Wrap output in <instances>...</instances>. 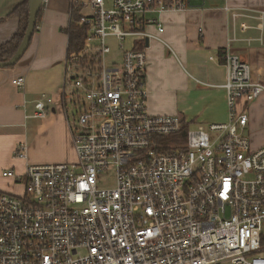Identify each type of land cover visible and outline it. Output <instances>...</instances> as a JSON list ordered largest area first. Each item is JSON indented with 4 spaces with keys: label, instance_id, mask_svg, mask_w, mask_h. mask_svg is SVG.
<instances>
[{
    "label": "built area",
    "instance_id": "built-area-1",
    "mask_svg": "<svg viewBox=\"0 0 264 264\" xmlns=\"http://www.w3.org/2000/svg\"><path fill=\"white\" fill-rule=\"evenodd\" d=\"M71 1L89 27L60 95L76 158L3 172L21 190H0V264H264V145L253 146L240 110L264 95V79L229 44L227 121L191 124L148 108L146 47L160 39L148 26L162 33L161 13L209 0ZM228 9L259 20L243 28L258 29L264 46V9ZM114 51L121 58L108 65ZM56 102L43 93L33 116ZM110 173L117 185L101 187Z\"/></svg>",
    "mask_w": 264,
    "mask_h": 264
},
{
    "label": "crops",
    "instance_id": "crops-1",
    "mask_svg": "<svg viewBox=\"0 0 264 264\" xmlns=\"http://www.w3.org/2000/svg\"><path fill=\"white\" fill-rule=\"evenodd\" d=\"M22 1L0 0V44L17 32L19 19L8 15ZM72 5L71 0H50L44 4L43 21L22 59L14 67L0 68V190L20 191L12 178L3 175L5 170L24 173L30 163L65 162L76 158L68 125L72 108L69 103L64 106L60 100L68 75L69 34L66 29L72 21ZM228 7L232 10L264 9V0H209L186 10L161 13L159 19L165 28L162 33H158L154 24L148 26V31L160 37L151 39L146 47L150 112L178 114L191 124L227 121V94L221 87L227 79V68L220 56L229 44L232 52L251 65L254 79H264V46L255 40L261 32L256 28H243L245 23L257 26L259 20L235 17ZM20 76L26 79L23 88L14 83ZM43 93L58 102L47 105L44 118H36L34 104ZM253 122L259 121L252 111L248 131ZM20 144L27 146L26 157L15 156ZM50 144L58 146L57 155L47 156L36 149V146ZM254 144L253 140V146L260 147Z\"/></svg>",
    "mask_w": 264,
    "mask_h": 264
},
{
    "label": "trees",
    "instance_id": "trees-1",
    "mask_svg": "<svg viewBox=\"0 0 264 264\" xmlns=\"http://www.w3.org/2000/svg\"><path fill=\"white\" fill-rule=\"evenodd\" d=\"M80 8L81 5L73 3L72 21L68 29H66L69 34V53L75 52L76 54L79 55L85 49V41L89 32V27L82 22L81 15L79 14ZM29 13H30L29 0H24L20 4H18L13 9V11L8 15L10 17H17L19 19V28L10 40H8L3 44H0V62L9 61L20 47L29 24ZM43 16H44V8L42 6L37 15L34 34L39 30V27L43 21ZM222 56L223 55L221 54L220 56L221 60H222ZM14 66H10V67H14ZM183 130L184 132L187 131L186 128H184Z\"/></svg>",
    "mask_w": 264,
    "mask_h": 264
},
{
    "label": "rangeland",
    "instance_id": "rangeland-1",
    "mask_svg": "<svg viewBox=\"0 0 264 264\" xmlns=\"http://www.w3.org/2000/svg\"><path fill=\"white\" fill-rule=\"evenodd\" d=\"M91 10L89 8H85L84 12L89 13ZM155 17H158L157 14L154 15ZM117 42L113 43V49H115V45ZM121 58V52H111L107 54L106 61L108 65H111L113 62H118ZM241 111L247 112L249 115L253 111V117L256 118V121H259L257 124L252 123L250 126V134L255 142V146H258L261 144L264 145V95L261 96L259 99L255 100L252 103L242 105L240 108ZM72 116V114H71ZM259 116V117H258ZM71 121H73L72 117L70 118ZM39 120H37L38 122ZM192 127V126H191ZM193 128V127H192ZM249 129V126H248ZM37 151H40L41 153H46L47 156H54L57 155L59 148L58 146H36ZM47 150V152L45 151ZM71 161V160H69ZM116 179L114 173L106 174L101 177L100 186L101 187H115ZM1 187V186H0ZM8 188V187H5ZM21 190V188H18Z\"/></svg>",
    "mask_w": 264,
    "mask_h": 264
},
{
    "label": "water",
    "instance_id": "water-1",
    "mask_svg": "<svg viewBox=\"0 0 264 264\" xmlns=\"http://www.w3.org/2000/svg\"><path fill=\"white\" fill-rule=\"evenodd\" d=\"M29 5H30L29 24L25 32L23 41L20 47L18 48L17 52L9 61L0 62V68L16 65L22 59V57L24 56L26 50L28 49L31 43L32 37L35 32L37 15L41 7L43 6V0H29Z\"/></svg>",
    "mask_w": 264,
    "mask_h": 264
}]
</instances>
